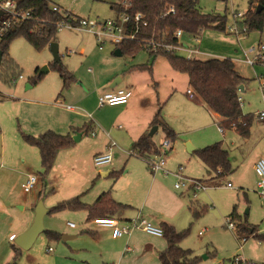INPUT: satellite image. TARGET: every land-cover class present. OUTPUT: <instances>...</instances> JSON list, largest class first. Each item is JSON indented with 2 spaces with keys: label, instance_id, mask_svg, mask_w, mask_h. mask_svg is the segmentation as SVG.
I'll list each match as a JSON object with an SVG mask.
<instances>
[{
  "label": "rangeland",
  "instance_id": "374dc122",
  "mask_svg": "<svg viewBox=\"0 0 264 264\" xmlns=\"http://www.w3.org/2000/svg\"><path fill=\"white\" fill-rule=\"evenodd\" d=\"M120 0H52V3L62 10H67L76 16L88 18L91 21H103L115 15V10L111 8L113 3ZM199 5L206 13H219L227 15L228 30L238 21L240 34H229L215 29H207L204 32L202 40V50L205 53L197 55L199 59H208L214 52L217 54H224L226 58H233L238 65V70L247 78L246 89L241 92L243 99V111L245 114H256L264 110V98L262 90V82L264 81V63H256L254 67L247 64V57L255 59L257 51L259 50L260 41L264 42V28L262 30H253L245 33L242 31L243 26L239 23L242 20V15L249 8V0H200ZM232 10L240 13V16L233 15ZM238 38V39H237ZM240 39V42L238 41ZM54 43L58 48V61L67 66L74 72L77 77V82H74L70 87L62 90V79L59 73L53 68L55 60L54 52L51 44L38 50L32 46L25 37H17L10 43L8 50L9 57L13 61V65H9L5 60L0 63V92L2 94L0 99V161L2 158L8 161H13L17 168H26L27 171L38 174L42 171L41 156L37 148H33L24 140L23 134H30L29 130H33L40 122L45 121V116H58V118L69 117V112L63 107L69 104L77 105L79 110L83 112H90L94 119L103 118L105 122L110 124L114 117L120 112L119 106H112L105 104L99 107L96 96L97 91L103 90V83L106 79H111L113 82L115 78H123L120 86H124L130 77L134 78V85L132 89L139 90V96L145 100L147 98L157 99L164 103L162 114L164 118L170 123L169 118H173V122L182 131L188 130L187 124L181 119V101L188 99L189 96L188 86L185 85V74L178 76V91L172 89L173 83L171 81L170 72L172 66L164 55H159L154 62L153 74L148 72H134L129 73L126 70L132 65L151 63L148 62L149 53L146 50L140 51L135 58L125 56H115L114 50L116 45L111 42H106L103 49H99L97 37L88 31L78 28L64 26L61 27L57 33ZM256 49L251 52L250 49ZM231 53V54H230ZM180 55L185 56V52H179ZM246 61V62H245ZM47 66L49 71L41 78H36L37 74ZM91 70V71H90ZM108 71L106 78L102 76V71ZM130 74V75H129ZM20 75L23 77L20 78ZM36 78L37 82L30 84ZM113 78V79H112ZM110 84V82H108ZM156 85V88L155 86ZM183 90L184 94L181 95ZM62 93L61 97L57 96ZM93 95L95 98L89 99L88 105L78 103V99L82 96ZM184 97V98H183ZM57 99V100H56ZM178 99V103H176ZM53 102L58 105L56 109L39 110L37 105H43L41 102ZM62 102V103H61ZM76 122L77 125L82 127L86 119L78 114ZM130 112H124L121 119L128 117ZM72 117V116H70ZM118 124H123L119 121ZM153 127V126H152ZM217 128V126H215ZM152 129V128H151ZM66 134L69 129L64 128ZM219 135L217 139H213L211 144L216 142H224L225 147L229 149L230 160L235 172L241 174L243 179L236 181L234 173L226 177L214 178L208 182L213 184L207 193L206 198H200L203 189L196 190L198 200L194 198L193 205L201 211L200 216H195L194 211H190L191 220L187 226L183 228L189 231L187 236L183 239L188 241L190 245L198 248L196 255L200 257L197 264H231L235 259L242 258V262L238 264L256 263L264 264V242L251 237L246 242H243L236 235L235 231L230 229L227 225L229 214L232 212L233 207L237 205L240 215L248 221L249 224L254 225L259 230L258 233L264 235V195L261 194L257 186L258 177L256 178L252 172L254 162L259 158L264 159V120H259L255 117L251 128V136L244 140L240 137L235 130H226L223 135L217 129ZM211 136L215 134L214 129H206L202 134ZM32 134V133H31ZM118 134L111 142H117ZM186 136H192L188 134ZM166 138L162 128H160L154 135L155 143L163 151L162 143ZM102 137L92 136L90 133H85L75 146L65 149L60 152L57 159V168L54 170L55 176H58V186L61 191L66 193L71 187L83 183L82 175L91 174L92 181L90 187H95L99 181H106V178L99 173L105 170H121L124 166L126 171L124 175L118 180L115 185V193H120L127 196L136 185H143L145 177H150L152 174L148 168L147 161L135 155L128 157V152L124 155L119 154L116 156L118 146L113 148L112 162L104 167H96L94 163L90 162V147L97 145ZM188 143L196 147L191 141ZM210 145V144H209ZM173 149L166 153V163L168 158L173 157V164L177 166L183 164L188 166L187 159L180 155L178 147L172 143ZM186 153L188 152V144L184 145ZM198 149V147H196ZM203 148V147H202ZM32 151H36L35 155ZM2 156V158H1ZM23 157L27 160L23 161ZM159 155L152 156L149 160L156 161ZM76 159V160H75ZM128 159V160H127ZM194 170L189 166L188 171L196 178L207 176V169L203 166L202 162L195 157ZM258 159V160H259ZM127 160V164L124 163ZM257 160V161H258ZM149 161V162H150ZM193 161V159H192ZM1 163V162H0ZM31 168V171L29 170ZM166 174L163 169L155 170L154 175ZM169 174V173H168ZM237 178V176H235ZM106 179V180H104ZM238 179V178H237ZM176 182H180V178H176ZM183 181H187L183 179ZM231 182L233 187H228L227 183ZM243 182V184H242ZM138 183V184H137ZM174 184V183H173ZM176 184V183H175ZM187 184V183H186ZM184 185L180 190L189 191L188 185ZM242 184V185H241ZM169 186V183H166ZM174 186V185H173ZM20 197L24 195L23 189L19 188ZM206 192V190H204ZM35 190L28 193L31 195ZM67 194V193H66ZM75 196V195H74ZM193 196V193L190 194ZM22 200V199H21ZM25 205V206H24ZM24 206L22 209L21 207ZM28 202H20L16 204V209L13 211L17 214V223L20 224L26 218L29 212ZM45 206V205H44ZM224 208L230 210L226 215H222L220 210ZM203 211V213H202ZM81 213L83 211H69L58 212L56 214H49L44 216V226L46 230H56L63 235L64 228L67 222L77 225L78 230L83 226V219ZM53 222L52 228L47 225L48 221ZM151 221V220H150ZM153 224L156 222L151 221ZM220 225L223 227L221 230L213 231V225ZM208 228V232L200 235V230ZM207 229H205L206 231ZM212 230L210 233L209 231ZM210 234V237L208 236ZM43 233L34 243L30 251H34L39 246L40 240L43 238ZM209 240V242H204ZM15 244V237L7 239L2 249ZM57 243H51L54 251L48 254L47 250L41 251V261L43 264H54L53 259H48L47 255H53L57 250ZM205 247L207 250L202 251L199 248ZM32 249V250H31ZM210 252L214 259L203 263L205 253ZM30 253V252H29ZM210 255V254H209ZM212 259V257L210 258ZM26 262V261H25Z\"/></svg>",
  "mask_w": 264,
  "mask_h": 264
},
{
  "label": "crops",
  "instance_id": "0c3cea01",
  "mask_svg": "<svg viewBox=\"0 0 264 264\" xmlns=\"http://www.w3.org/2000/svg\"><path fill=\"white\" fill-rule=\"evenodd\" d=\"M117 15L118 14L115 12V15L110 18L116 17ZM228 32L229 34H233L229 30ZM203 35L204 33L200 37V43L198 46L200 50L203 52V54L209 55L205 53V50H202L201 47ZM238 41L240 42V39ZM261 44H264V42L260 41L259 45ZM116 49L117 46L115 47V50ZM210 58H226V56L224 54L216 55V53L214 52V55L211 54ZM231 59L233 60V58ZM151 61L152 59L150 58L149 55L148 62ZM233 61L235 62V60ZM154 62L155 59L153 60V62H151L153 70H154ZM138 65H142V64L132 65L131 67ZM235 65L238 70V65L236 62ZM250 66L254 67L255 65H250ZM172 70L173 71L170 72L171 81L173 83L172 89L175 88V90L178 91L179 89L178 76L180 72L174 70L173 68ZM238 71L240 72V70ZM102 72H103L102 76L106 78V76L108 75V71L104 70ZM126 72L129 73L134 72V76H135L136 72H148V71L131 69V70H126ZM118 78H120V81L116 86H114L113 84ZM134 78L135 77H130L126 81L124 86H120V83L123 82V78L121 77L115 78L113 82H111L112 81L111 79L110 80L106 79L105 83H103V90L97 91L96 94H93L94 96H96V101L99 105V96L105 92L116 90L119 88H128L132 90V94L128 102L124 104H119L120 105L119 109H115V110H120V112L114 117V120L110 124L105 122L103 118L94 119L90 112H83L79 110L78 109L79 107L77 105L69 104V105H73L76 110L72 111L67 108V105L63 106L69 112L68 118L67 116H64L65 118L62 119L58 118V116H53V115L45 116L46 117L45 121L40 122L38 125L35 126V128H33V130H29V132L32 133V134L30 133V135L38 136L48 130H53L57 133L64 134L65 127L69 129L67 132L69 133L72 131V128H82L86 126L90 128V131L88 133H90L92 136L102 137L101 141L96 143L97 145H93V147H90L91 148L90 162L94 163L95 155L107 151L111 141L114 140L113 137L115 136V133L118 134L116 138L117 142L115 147L116 146L119 147V149L116 151V156H118L119 154L124 155L125 152L129 153L128 157L133 156L131 155L130 152L133 143L136 140H138L141 136L149 135L152 128L151 125L152 120L158 110L159 104H162L159 99H157L156 102L154 101V99H152V97L151 98L148 97L147 100H145L143 97H140L139 90L135 92V90L132 89V85H134L133 83ZM184 78H185L184 82L185 85L188 86V90L192 89L189 86L188 76L186 75V77ZM77 81L78 80L76 77V82ZM108 82H110V84H108ZM245 83L242 85L240 89V93L245 91L246 89ZM154 86L156 88V85ZM180 91L182 92L181 95L184 94L183 93L184 91L182 89ZM186 94L189 96V98L183 99L180 104H181V119L189 127L187 132L180 130L178 128L179 126H176L174 124L173 118H169L168 116L170 123L165 118L164 119L178 134V138L173 143L178 147V151H180V155L187 159L189 165L186 166L183 164H179L177 166H174L173 164L175 163L173 162V157L170 156L166 163V169L170 171L169 174L160 173L158 175H154L155 173L151 171L153 175H151L150 177L146 176L143 185H139L137 183L138 185L134 186L133 189L131 188L130 190L131 192L129 194L127 193V196H123L120 193L114 195L116 183L124 175L125 172H128L126 171L125 166L121 170L114 169L115 168L114 166V168L111 170H105L99 173V175H102L109 179L108 180L104 179L106 181H99V183L95 187L94 186L90 187V183L92 181L93 176H91V174L90 176L89 174H84L82 175V178L84 179L83 183L78 184L75 187H71L66 192L67 194L63 193L61 191L60 186H58L57 184L59 181L58 176H55V173H52L58 166L56 165L58 157L55 161L52 170L45 179H43V177L39 172V181L36 187L33 189L35 190V192L31 195H28V193L30 192H26L24 190L23 184L26 182L28 175L32 172L29 173V171H27L26 168H17L13 161H8L7 163V160L4 159L5 157L2 158L1 156L2 159L0 161L1 162L0 163V264L10 262L14 258L15 252L13 247L11 246V248L6 247L5 249H2L4 243L7 241L8 238L13 239L15 237L16 239L19 235H21L22 233H24L26 230L29 229L35 218V207L40 200H42L45 207L49 209V212L45 214L46 216L49 214L51 215L58 213V212H50V211L53 207H55L58 203L62 201L74 198L76 196H80L81 201L83 203L92 204L98 199V197L102 193L110 190L112 192L113 198L116 201L121 202L128 206L127 208L123 209L115 216V218L119 219L121 223H126L137 217H143L148 221L151 220L156 222L154 224L156 226L162 227V223H167L178 231L184 230L183 228H185L187 226V223H190L189 221L192 219L190 215V211H192L190 205L194 200V198L198 200L199 194H197L198 190L195 191L191 187L188 188L189 191L187 192L184 190L177 189L175 187V183H177L175 180L176 178L178 179L181 176L185 180H187L186 182L188 184L194 180H203L206 183V188L203 189V192L200 194V198H206L208 200L207 193L209 192L210 188L213 186V184L211 183L208 184V182L211 179H213V174L208 170L206 165L200 160V158L195 153V151L197 150L196 147L200 149L202 147L211 144V141L213 139H217L219 135L217 129L221 132V134L223 135L226 134V130L224 131L219 126L222 117L218 113L209 109L205 104L197 103L196 101L192 100L188 92H186ZM61 95L62 93L60 92L57 96V99H59L58 97H61ZM93 95L90 96L87 95L85 97L82 96L80 99H78V103L83 105L90 104L89 99L92 100L93 98H95ZM0 96H2L1 92H0ZM41 103L44 104L37 106H39L40 107L39 110L42 111L46 110L47 108L56 109L58 107V105L53 103L52 101L51 102L45 101ZM176 103H178V99H176ZM119 105H112V106H119ZM243 105L244 104L242 102V111H243ZM99 107H103V106L99 105ZM124 112H130V115L128 117L121 119L122 114ZM73 114H78L84 117L86 119L85 123L87 124H84L82 127H79V125L77 124L80 122H76L75 119L76 116ZM119 121H122L123 124L117 125L116 123H118ZM215 126H217V128ZM159 129L160 128L158 127V130ZM206 129H214L215 134L214 135L212 134L211 136L209 135L206 136L204 133L202 134V132ZM93 132L95 134H93ZM76 134L78 136H77V141H75V144H77V142L80 139H82L84 132H80V133H78V131L73 132L72 136L74 137L76 136ZM188 134H191L192 136H186ZM151 137L154 140V136ZM189 141H191L196 146L195 149L192 150L191 152L188 151L190 154L186 153L184 148V145L186 143L188 144ZM222 143L225 147V143L223 141ZM32 147L37 148L35 146ZM171 149H173V146H171ZM226 149L229 151L228 148ZM32 152L34 155L36 154L34 153L36 151H32ZM195 157H197L198 160H200L203 166H205V168L207 169L206 177L203 176L201 178H196L195 176H193L192 173L188 171L189 166H191L192 169L194 170L193 166L195 162H197L195 161L196 160ZM26 160L27 158L23 157V161ZM127 160L124 163L125 165L127 164ZM257 160L254 162L252 168V172L256 178H257V174L255 171V165L257 163ZM180 166L183 167V170L181 171V173H179L180 176L179 177L178 171ZM29 170L31 171V168ZM115 171H122V175L118 179H115L114 176L112 175ZM235 171H233V173ZM233 176L236 179V181H239V179H243L239 171L235 172ZM235 176H237L238 179ZM211 182L214 181L211 180ZM166 183H169V186H167ZM19 188H22L24 192L22 198L20 197V191L18 190ZM204 190H206V192ZM192 193L193 196L191 197L190 194ZM25 200L26 202H28L29 209L33 210V213L29 212L28 216L24 218V220L20 224H18L17 214L14 213L13 211L16 209V204L20 202H24ZM24 206H22L21 208L23 209ZM65 210L77 211L72 209H65ZM65 210H62V212H65ZM79 211H83V213H81L80 215L82 216L83 219V226L80 229L74 230L77 229L76 228L77 225L70 226L69 225L70 222H67V224L65 225V228L63 230L65 233L64 235L59 231L49 229L50 231H56L61 234V239L57 241L56 240L50 241L46 235L45 232L46 230H45L43 232L44 235L43 238L39 239L40 243L37 249H35L32 252L30 251V248H33L32 246H34V244L27 250L21 248V255L18 264H43L44 261H41V259L43 258L41 257L40 252L46 249L48 254H50V252L54 251V248L51 246V243L54 242L58 244L56 253L53 255H47L48 259H53L54 264H163L160 258V253L165 251L169 246V242L165 236H156L142 229H133L129 234H125L123 236L115 238L112 236V229L110 227L100 226L97 225L94 221H88L87 211L85 209H80ZM229 211L230 210H228V208L227 210L222 208L220 210V213L222 215L224 214L227 215ZM47 225L49 228H52L53 222L49 220L47 222ZM213 227H214L212 229L213 231H215V229L221 230L223 228L220 225V222L217 225H213ZM205 229L207 230L205 231ZM205 229L200 230V235H203L205 232L206 233L208 232V228ZM212 230H210L209 233ZM40 235L37 237V239L40 237ZM208 236L210 237V234ZM36 241L34 243H36ZM204 242H209V240H205ZM188 243H189L188 241L182 240L180 245L184 249L192 250L193 256H197L196 253L198 248L195 247L194 245L185 246V245H190ZM199 249L202 250L203 252L207 250L205 247H200ZM211 257L212 259H210ZM213 259H214L213 255L210 252H207L205 253L203 263H206Z\"/></svg>",
  "mask_w": 264,
  "mask_h": 264
},
{
  "label": "trees",
  "instance_id": "16d2710c",
  "mask_svg": "<svg viewBox=\"0 0 264 264\" xmlns=\"http://www.w3.org/2000/svg\"><path fill=\"white\" fill-rule=\"evenodd\" d=\"M199 1L120 0L113 3L111 8L117 14L123 11L131 14L142 13L149 22V25L144 27L139 33V38L142 39H151L152 37L160 39L165 37L166 41L175 42L177 40L175 34L178 30L198 37H201L207 29L227 32V15L206 13L201 9ZM19 2L21 7L31 11L32 17L25 21L12 23L8 30L0 36V51L3 53L1 63L6 60L9 65H13V61L10 59L8 53L13 39L25 37L34 48L42 50L55 40L60 30L58 25L62 20H71L72 23L77 24L82 18L67 10H63V12L54 10L53 7L55 5L52 3V0H19ZM259 6H261L260 11H258ZM171 8L174 9L173 12H170ZM72 16H75L76 19L72 20ZM239 23L241 27L246 26L245 33L253 30H262L264 28V0H249V8L243 14V18ZM117 48L121 49L122 56L131 58L137 56L140 51L146 50L152 62L160 54L166 56L174 70L188 76L189 86L194 91V96L191 99L197 103L205 104L209 109L222 117L219 126L224 131L235 130L244 139L251 136V128L255 116L254 114H244L239 100L240 89L247 81V78L237 70L235 62L231 58H187L172 52L154 51L152 47L140 40H129L117 45ZM53 68L59 73L63 81L62 90L76 82L75 74L58 60H54ZM131 69L148 71L150 74L153 73L152 63L134 66L129 70ZM42 76L43 74H37L36 78H41ZM36 78L30 82V85L37 82ZM163 106L164 103L159 104L151 125L162 128L166 139H169L172 144L178 138V134L165 121L162 114ZM77 131L78 133H88L90 128L86 126L72 128V131L67 134H60L53 130H48L38 136L23 134L25 142L37 147L40 151L42 165L40 174L43 179L52 170L59 152L75 145L72 134ZM130 152L131 155H135L146 161L152 156L159 154L160 147L151 136L143 135L133 143ZM195 153L213 174V179H222L234 171L229 151L224 147L222 142H216L197 149ZM148 168L150 169L149 165ZM112 175L115 179H118L122 175V171H115ZM194 181L206 186L203 180ZM191 188L193 187L191 186ZM127 207V205L116 201L109 190L102 193L92 204L83 203L80 196H76L58 203L50 212H59L65 209H85L88 213L87 220L94 221L96 218L115 217ZM190 208L192 212L194 211L195 216L201 215V211H198L194 207L193 201ZM237 209L238 207L235 205L229 214V221L233 222L236 235L239 238L246 237L250 239L253 237L264 242V235L258 233L259 230L256 226L249 224L246 219L244 220ZM161 228L169 242L168 248L160 253L163 264L198 263L200 257L193 256L192 250L184 249L180 245L189 231H178L167 223H162ZM45 232L50 241L61 239V234L56 231L46 230ZM12 247L15 256L10 262L4 264L19 263L21 248L16 244H13ZM231 264L235 263L231 262Z\"/></svg>",
  "mask_w": 264,
  "mask_h": 264
},
{
  "label": "built area",
  "instance_id": "2783aa9c",
  "mask_svg": "<svg viewBox=\"0 0 264 264\" xmlns=\"http://www.w3.org/2000/svg\"><path fill=\"white\" fill-rule=\"evenodd\" d=\"M54 10H58L63 12V10L54 6ZM174 9L171 8L170 12H173ZM0 36L8 30V28L14 22H21L28 20L32 17V13L30 10L21 7L19 0H0ZM233 15L240 16V13L232 10ZM243 17V15H242ZM72 20L76 19L75 16H72ZM149 25L148 20L145 16L140 13L131 14L127 11H123L119 13L116 17L108 18L103 21H91L88 18H81L77 24H74L70 21L62 20L59 23V28L64 26L78 28L84 31H88L93 33L98 40L99 48L103 49V46L106 42H111L116 46L127 42L129 40H140L143 43H146L148 46L152 47L154 51H164V52H172L174 54H179V52H185V57L192 58L197 55H202L203 52L199 48L200 37L195 35H188L184 33L182 30H178L175 34V38L177 39L175 42L166 41L165 37L156 39L152 37L151 39H142L139 38V33L143 30L144 27ZM231 32H235L236 34H240V28L238 26V21L229 29ZM242 31H246V26H243ZM256 48L252 47L250 49L253 52ZM247 63L250 65H255L256 63L264 62V44L259 46V50L257 51L255 59L247 57ZM23 76L20 75V78ZM262 90L264 96V81L262 82ZM132 94V90L128 88H119L116 90L108 91L99 96V105L103 106L105 104L108 105H117L127 103L130 96ZM188 94L190 97L194 96V91L192 89L188 90ZM239 100L242 105V98L239 97ZM69 110L75 111V107L73 105H67ZM254 116L259 120H264V110L257 112ZM93 134H95L93 132ZM116 145L115 142H111L108 146L107 151L99 153L94 157V164L96 167H104L109 165L113 159L112 149ZM164 148L163 151L159 152L160 157L156 161H150L147 159V164L150 169L155 173V170L163 169L166 174L170 173L168 169H166V153L171 149V141L169 139H164L161 144ZM157 154V155H159ZM150 161V162H149ZM183 170V167H179V173ZM255 171L258 177L257 186L261 191V194L264 195V159L260 158L256 165ZM180 177V176H179ZM181 181L175 184L177 189H180L187 182L183 181V177H180ZM39 181V175L35 173H30L27 177L26 182L23 184V188L26 192H31L37 185ZM187 187L191 186L196 191L197 189H205L206 186L202 185L197 181H191ZM228 187H233L231 182L227 183ZM97 225L110 227L112 229L113 237H120L125 234L131 233L133 229H142L150 234L156 236H164V231L160 226H156L147 219L143 217L134 218L126 223H121V221L115 217L111 218H97L94 220ZM70 226H75L74 223H69ZM227 225L230 229L234 230V224L231 221H227ZM243 242H246L248 239L246 237L240 238ZM242 262V258H237L234 260L235 264ZM247 264H256V263H247Z\"/></svg>",
  "mask_w": 264,
  "mask_h": 264
},
{
  "label": "water",
  "instance_id": "95a60500",
  "mask_svg": "<svg viewBox=\"0 0 264 264\" xmlns=\"http://www.w3.org/2000/svg\"><path fill=\"white\" fill-rule=\"evenodd\" d=\"M260 8H261V6H259L258 11H260ZM1 14H2V12H0V15ZM51 47H52V50L54 52L55 60H58L59 55H58L57 44L52 42ZM2 54H3L2 51H0V63L2 61ZM114 54L116 56H122L121 49L117 48L115 50ZM48 71H49V68L47 66H45L44 69L40 71V74H45ZM119 81H120V78L116 79V81L114 82L113 85L116 86L119 83ZM30 87H31V85L27 84V88H30ZM157 130H158V126H153L149 135L154 136V134L156 133ZM77 136H78L77 134H76V136H74L75 141H77ZM194 149H195V147L192 144L188 143V151L191 152ZM48 212H49V209H47L44 206L43 201L40 200L35 207V218H34L32 225L29 227L28 230H26L24 233H22L21 235H19L15 239V244L24 250L29 249L34 244L37 237L46 230L45 226H44V216Z\"/></svg>",
  "mask_w": 264,
  "mask_h": 264
}]
</instances>
